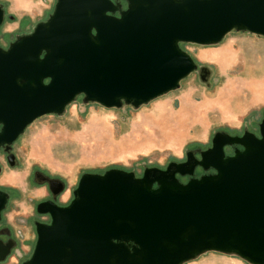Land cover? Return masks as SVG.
Wrapping results in <instances>:
<instances>
[{"label": "water", "instance_id": "obj_1", "mask_svg": "<svg viewBox=\"0 0 264 264\" xmlns=\"http://www.w3.org/2000/svg\"><path fill=\"white\" fill-rule=\"evenodd\" d=\"M124 1L55 0L47 20L0 46V149L11 166L25 129L77 96L138 107L197 69L182 43L217 44L233 30L264 37V0ZM4 16L0 5V27ZM258 128L259 137L219 130L199 158L187 151L139 176L122 168L82 174L68 204H37L50 220L34 222V247L21 264H184L206 251L264 264V116ZM8 201L0 189V220Z\"/></svg>", "mask_w": 264, "mask_h": 264}, {"label": "rangeland", "instance_id": "obj_2", "mask_svg": "<svg viewBox=\"0 0 264 264\" xmlns=\"http://www.w3.org/2000/svg\"><path fill=\"white\" fill-rule=\"evenodd\" d=\"M54 4L0 0L5 11L0 46L6 48L47 20ZM181 47L197 69L177 89L138 107L106 108L79 95L62 114L41 116L25 129L12 144L13 166L0 149V188L9 194L0 231L8 227L19 242L0 264L28 259L36 240L34 221L46 218L34 210L48 196L35 179L37 171L64 180L60 201L65 203L84 173L122 168L139 176L148 166L164 168L170 161L185 160L187 151L198 156L219 130L258 131L264 116V37L233 30L217 44ZM201 67L208 68L207 75ZM184 264L250 263L234 254L206 251Z\"/></svg>", "mask_w": 264, "mask_h": 264}, {"label": "flooded vegetation", "instance_id": "obj_3", "mask_svg": "<svg viewBox=\"0 0 264 264\" xmlns=\"http://www.w3.org/2000/svg\"><path fill=\"white\" fill-rule=\"evenodd\" d=\"M122 7H125L126 6V2L124 0H117ZM201 74H204L207 75L208 74V69L205 68L203 70L200 71ZM254 132L258 137L260 136L259 134V128H258V131H252ZM230 134H237V135H242V132L241 133H230ZM235 148H238L240 149L241 146L240 145H235L234 146V149ZM226 153L227 154H232L233 153V148H229L227 147L226 148ZM6 157H7V154H5ZM197 158L200 157V155L196 156ZM183 161V160H182ZM212 170H209L205 173H209L211 172ZM195 173H199V174H202L204 173V171L200 168V167H196L195 168ZM197 174V175H199ZM41 175V176H40ZM196 176V175H195ZM40 177V178H38ZM177 177L182 181V182H186L187 179H188V176H179L177 175ZM35 179H38V183H40V185H43L48 193V196L40 201H38L36 204H35V213L39 216H46V218L44 220H39V219H36L35 221H39V222H49L50 218H49V215L48 214H41V213H38L37 210H36V206L38 203L42 202V201H53L55 204L57 205H60V206H64L66 204L69 203V201L71 200V198L65 202V203H62L60 201L61 199V196L64 194V192L66 191V184L64 182V180L60 177H57V176H52V175H49V174H45V173H41V171H37V173H35ZM61 186V187H60ZM2 189V188H0ZM4 190V189H3ZM73 190L74 188L72 189L71 191V194L73 195ZM9 202V201H8ZM8 205V204H7ZM7 207V206H6ZM1 220H2V216H1ZM0 220V222H1ZM34 221V222H35ZM34 228H35V225H34ZM0 251L4 248H10V251L9 253L7 254L6 258L9 257V255L11 254L13 248L15 246H18L19 242L18 240L14 237V235H12L10 229L8 227L5 226V229H2V231H0ZM36 233V232H35ZM5 258V259H6ZM4 259V260H5ZM3 260V261H4ZM2 262V261H0Z\"/></svg>", "mask_w": 264, "mask_h": 264}, {"label": "bare ground", "instance_id": "obj_4", "mask_svg": "<svg viewBox=\"0 0 264 264\" xmlns=\"http://www.w3.org/2000/svg\"><path fill=\"white\" fill-rule=\"evenodd\" d=\"M41 176V175H40ZM38 178H40V177H38ZM61 187V186H60Z\"/></svg>", "mask_w": 264, "mask_h": 264}]
</instances>
